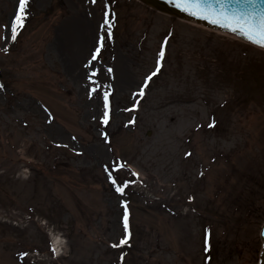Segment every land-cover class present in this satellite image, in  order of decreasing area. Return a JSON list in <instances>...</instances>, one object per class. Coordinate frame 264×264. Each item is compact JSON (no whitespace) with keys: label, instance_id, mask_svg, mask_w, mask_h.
<instances>
[{"label":"rangeland","instance_id":"obj_1","mask_svg":"<svg viewBox=\"0 0 264 264\" xmlns=\"http://www.w3.org/2000/svg\"><path fill=\"white\" fill-rule=\"evenodd\" d=\"M106 1L31 0L12 41L18 0H0V264H255L264 52L136 0H110L109 39ZM119 159L123 194L108 187ZM125 201L130 246L113 247Z\"/></svg>","mask_w":264,"mask_h":264},{"label":"snow or ice","instance_id":"obj_2","mask_svg":"<svg viewBox=\"0 0 264 264\" xmlns=\"http://www.w3.org/2000/svg\"><path fill=\"white\" fill-rule=\"evenodd\" d=\"M96 0H92L95 3ZM174 2L176 7L181 8L183 11L188 12L190 15L199 16L204 19L210 20L213 24H221L224 27L230 28L233 32L240 31L247 36L248 40L258 46L264 47V5L260 3V0H235L236 7H232L230 0H170ZM30 0H18V11L15 16V22L11 24V39L15 41L17 39L18 31L24 26L25 19L28 15V8ZM110 13L105 12L104 24L101 28L107 26V36L110 39L112 36L111 21L109 20ZM114 16V14H111ZM104 35L100 36L101 47L104 40ZM100 48L96 49V53L99 54ZM160 57L163 59L164 52H160ZM97 56H93L96 59ZM91 63V61H90ZM158 70V69H157ZM112 71L111 68L108 69ZM95 73L93 74V76ZM155 75V72L152 73ZM152 75L146 79L151 80ZM93 79V77H89ZM95 83V81H94ZM97 87L99 85L97 84ZM4 88L3 84H0V89ZM96 91V87L92 88V92ZM140 94H143V89L140 90ZM110 91H104V108L106 109L101 117L102 123L107 126L110 120V105H109ZM102 135L107 140L108 133L104 132ZM190 155V153L188 154ZM108 165H105L106 171H108ZM136 177H139V173H134ZM108 178L115 186V190L121 194L124 193L125 188L128 186L127 181L118 183L117 178L112 175L111 171H108ZM124 229L128 233L119 240L118 244H113V247H119L126 245L130 239L129 218L127 213V201H125V215H124ZM26 255V254H25Z\"/></svg>","mask_w":264,"mask_h":264},{"label":"water","instance_id":"obj_3","mask_svg":"<svg viewBox=\"0 0 264 264\" xmlns=\"http://www.w3.org/2000/svg\"><path fill=\"white\" fill-rule=\"evenodd\" d=\"M137 1L143 3L144 5L155 11L166 14L173 18L192 22L198 25H202L209 29L231 34L246 43L264 49V47L258 46L250 42L247 36L241 33L240 31L233 32L230 28L224 27L221 24H213L211 23L210 20L204 19L199 16L190 15L188 12H185L181 8L176 7V4L174 2H170V0H137ZM230 2L232 4V7H236L235 0H230ZM260 3L264 5V0H260ZM260 239H261V249L257 264H264V221L260 229Z\"/></svg>","mask_w":264,"mask_h":264},{"label":"bare ground","instance_id":"obj_4","mask_svg":"<svg viewBox=\"0 0 264 264\" xmlns=\"http://www.w3.org/2000/svg\"><path fill=\"white\" fill-rule=\"evenodd\" d=\"M72 35H73V37H74V32L73 33H71ZM68 38L69 39H71L72 37L70 36V34L68 35ZM75 40H76V38H75ZM74 40V42L72 43L73 44V52H72V58H70V60H72V61H77L78 60V58L79 57H81V53L83 54V46H84V43L86 42V40L84 39V37H79V40H77V41H75ZM84 42V43H83ZM87 43V42H86ZM85 43V44H86ZM72 48V47H71ZM72 49H70V51H71ZM69 51V52H70ZM80 54V55H79ZM120 77H122L123 79L125 78V76H124V74L122 75H120Z\"/></svg>","mask_w":264,"mask_h":264},{"label":"trees","instance_id":"obj_5","mask_svg":"<svg viewBox=\"0 0 264 264\" xmlns=\"http://www.w3.org/2000/svg\"><path fill=\"white\" fill-rule=\"evenodd\" d=\"M54 6L55 5H51L45 12L46 13H48L52 8H54ZM263 52V51H262ZM242 77V79H243V75L241 76ZM220 120V119H219ZM205 126V125H204ZM217 128H219V127H217ZM114 186L113 185H111L110 186V188L112 189ZM45 247L47 248V243H46V245H45ZM33 248H41V247H39V246H33ZM42 249V248H41Z\"/></svg>","mask_w":264,"mask_h":264}]
</instances>
